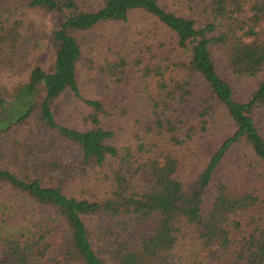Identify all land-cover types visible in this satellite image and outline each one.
I'll list each match as a JSON object with an SVG mask.
<instances>
[{
  "label": "trees",
  "instance_id": "trees-1",
  "mask_svg": "<svg viewBox=\"0 0 264 264\" xmlns=\"http://www.w3.org/2000/svg\"><path fill=\"white\" fill-rule=\"evenodd\" d=\"M0 264H264V0H0Z\"/></svg>",
  "mask_w": 264,
  "mask_h": 264
},
{
  "label": "rangeland",
  "instance_id": "rangeland-1",
  "mask_svg": "<svg viewBox=\"0 0 264 264\" xmlns=\"http://www.w3.org/2000/svg\"><path fill=\"white\" fill-rule=\"evenodd\" d=\"M8 13L16 22V29L20 36L18 40L24 43L29 55L28 64H39L45 68L51 66L52 42L49 40V32L61 21V15L58 13L46 12L42 9H26L20 4L13 2L8 8ZM133 23L141 24L140 19L136 17ZM235 92L243 97L248 88V83L239 82L233 85ZM68 104L64 102L55 106V111L60 120L74 121L76 109L73 107V113L67 111Z\"/></svg>",
  "mask_w": 264,
  "mask_h": 264
}]
</instances>
